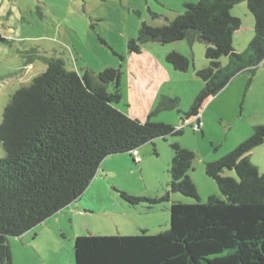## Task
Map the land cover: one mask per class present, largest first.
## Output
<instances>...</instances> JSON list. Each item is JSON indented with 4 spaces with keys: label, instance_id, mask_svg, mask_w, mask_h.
Returning <instances> with one entry per match:
<instances>
[{
    "label": "trees",
    "instance_id": "trees-1",
    "mask_svg": "<svg viewBox=\"0 0 264 264\" xmlns=\"http://www.w3.org/2000/svg\"><path fill=\"white\" fill-rule=\"evenodd\" d=\"M243 2L253 19L254 35L238 52L232 38L241 21L231 11ZM183 40L204 42L208 61L197 72L203 88L183 114L184 124L198 117L203 104L238 74L254 76L264 60V0L185 4L184 11L165 25L142 23L127 50L138 54L145 43ZM165 61L180 73L189 66L178 52L168 53ZM120 100L119 70L79 75L59 60H46L45 69L13 93L0 123V264H13L8 238L22 237L80 200L106 158L129 154L136 163L134 152L142 146L181 135L182 129L151 123L150 117L145 123L129 118L115 107ZM176 103L163 98L157 110ZM263 142L264 125L255 126L233 151L205 164V175L221 195L205 202L187 175L194 154L173 144L170 189L196 203H171L169 228L156 234L76 237L74 264H264V173L249 158ZM224 171H234L236 178L224 177ZM120 195L130 207L144 202L147 209L165 200Z\"/></svg>",
    "mask_w": 264,
    "mask_h": 264
},
{
    "label": "rangeland",
    "instance_id": "rangeland-1",
    "mask_svg": "<svg viewBox=\"0 0 264 264\" xmlns=\"http://www.w3.org/2000/svg\"><path fill=\"white\" fill-rule=\"evenodd\" d=\"M196 0H0V123L13 93L28 85L45 69L46 60H59L79 75H94L112 68L120 71L121 100L115 107L129 118L145 123H165L182 129L181 135L156 139L138 149L135 162L116 157L105 161V173L95 178L83 193V206L61 217V223L38 225L25 239L8 238L13 264H73L76 237L90 234L134 236L146 231L156 234L169 228L171 203L196 201L170 189L171 146L177 144L194 154L187 175L201 202L220 198L216 183L205 175V164L217 161L247 140L258 125H264V60L250 73L234 77L200 112L201 127L192 119L182 123L194 98L203 88L197 72L208 66L205 43L187 40L160 45L145 43L140 53L127 50L142 23L162 26L185 4ZM152 16H151V15ZM240 19L233 48L244 51L254 35V24L246 4L231 11ZM154 16V17H153ZM170 52L184 55L189 66L180 73L167 64ZM226 65L227 59H221ZM251 78V82L249 79ZM112 90L111 86L108 88ZM163 98L177 103L157 110ZM169 107V108H168ZM137 152V151H136ZM250 161L264 173V142L249 154ZM224 177L236 178L234 171ZM165 198L147 209L141 202L130 207L120 195Z\"/></svg>",
    "mask_w": 264,
    "mask_h": 264
},
{
    "label": "crops",
    "instance_id": "crops-1",
    "mask_svg": "<svg viewBox=\"0 0 264 264\" xmlns=\"http://www.w3.org/2000/svg\"><path fill=\"white\" fill-rule=\"evenodd\" d=\"M258 67H259V66H258ZM258 67H257L256 71L258 70ZM244 73H245V72H244ZM121 112H122V111H121ZM122 113H123V112H122ZM199 119H200V122H201V117H200V115H199ZM138 154H139V152H138V150H137V156H138ZM116 157H127V158H131V156H130L129 154L114 155V156H110V157L106 158V159L102 162L101 167H100L98 173L95 175V177L93 178L92 181H94L95 178L104 175V173H105V170H104V169H105V161L110 160V159H115ZM83 196H84V195H82V197L80 198V200H78L77 202L72 203L71 205H69L68 207H66L64 210H62L61 212L57 213L56 215H54L53 217H51L50 219H48L47 221H45L43 224H41V226H42V225H45V224L48 223L49 221H53V220H54V221H57V223H61V217L64 216V215H66V214L69 212V210H71V209H73V208H75V207H78V206H80V205L84 207L85 205L82 204ZM61 215H62V216H61ZM38 227H40V226H38ZM36 229H38V228H35L34 230H31V231H36V232H37ZM31 231L25 233V234L21 237V239H25V237H27L28 235H30ZM148 234H149V233H148ZM73 264H74V254H73Z\"/></svg>",
    "mask_w": 264,
    "mask_h": 264
},
{
    "label": "built area",
    "instance_id": "built-area-1",
    "mask_svg": "<svg viewBox=\"0 0 264 264\" xmlns=\"http://www.w3.org/2000/svg\"><path fill=\"white\" fill-rule=\"evenodd\" d=\"M189 124H193V126L195 127V129L196 130H199V128L201 127V122H200L199 116L193 118L192 121ZM134 156H137V153L136 152H134Z\"/></svg>",
    "mask_w": 264,
    "mask_h": 264
}]
</instances>
